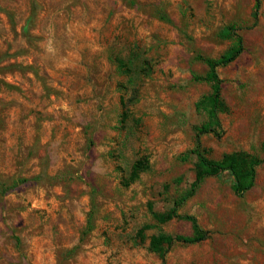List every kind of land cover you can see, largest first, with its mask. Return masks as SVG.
Segmentation results:
<instances>
[{
	"label": "rangeland",
	"instance_id": "374dc122",
	"mask_svg": "<svg viewBox=\"0 0 264 264\" xmlns=\"http://www.w3.org/2000/svg\"><path fill=\"white\" fill-rule=\"evenodd\" d=\"M226 26L243 50L217 69L227 112L201 147L264 159V0H0V264H162L152 236L193 235L158 217L195 179L196 57L235 45ZM176 214L208 234L165 264H264V164L243 197L206 177Z\"/></svg>",
	"mask_w": 264,
	"mask_h": 264
},
{
	"label": "trees",
	"instance_id": "16d2710c",
	"mask_svg": "<svg viewBox=\"0 0 264 264\" xmlns=\"http://www.w3.org/2000/svg\"><path fill=\"white\" fill-rule=\"evenodd\" d=\"M255 1L256 7L258 8L260 0ZM219 37L221 39L234 37L236 43L217 59L205 58L200 55L196 57L208 68L206 75L201 79L211 84V92L202 97L196 105L197 108H204L208 121L200 126L194 127L196 147L189 153L194 155L197 160L194 164L195 179L191 183L187 193L175 203L174 208L171 209L169 213L158 217L161 222L168 221L172 218L189 220L192 223L193 235L171 236L160 234L152 236L150 239L149 250L158 255L162 264H165L166 254L174 243L195 244L207 237L208 233L199 227L195 217L176 214L177 208L194 195L199 185L206 177H218L222 174H227L232 181V191L234 195L241 198L253 187L256 168L264 164V159L245 151L224 154L219 161L212 160L207 156L206 150H203L201 147V135L212 133L215 136H219L221 134L222 127L219 115L227 112V107L221 98L222 81L218 76L217 69L233 62L243 50L241 45L242 38L235 32L234 26L224 27L220 31ZM195 79L197 80L198 78L195 77ZM260 147L264 153V141L261 143ZM145 169H147V165L144 161H136L132 166L128 182H133L139 176V173Z\"/></svg>",
	"mask_w": 264,
	"mask_h": 264
}]
</instances>
